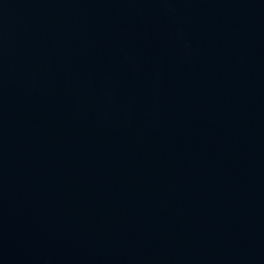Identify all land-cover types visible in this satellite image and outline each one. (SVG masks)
Wrapping results in <instances>:
<instances>
[{
    "label": "water",
    "instance_id": "obj_1",
    "mask_svg": "<svg viewBox=\"0 0 264 264\" xmlns=\"http://www.w3.org/2000/svg\"><path fill=\"white\" fill-rule=\"evenodd\" d=\"M0 264H264V0H0Z\"/></svg>",
    "mask_w": 264,
    "mask_h": 264
}]
</instances>
